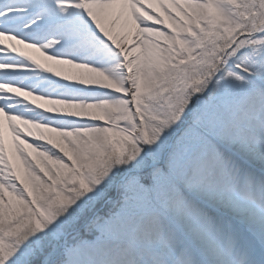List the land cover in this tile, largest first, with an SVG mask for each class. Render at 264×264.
Listing matches in <instances>:
<instances>
[{
	"label": "snow or ice",
	"instance_id": "snow-or-ice-1",
	"mask_svg": "<svg viewBox=\"0 0 264 264\" xmlns=\"http://www.w3.org/2000/svg\"><path fill=\"white\" fill-rule=\"evenodd\" d=\"M0 264H264V0H0Z\"/></svg>",
	"mask_w": 264,
	"mask_h": 264
},
{
	"label": "bare ground",
	"instance_id": "bare-ground-1",
	"mask_svg": "<svg viewBox=\"0 0 264 264\" xmlns=\"http://www.w3.org/2000/svg\"><path fill=\"white\" fill-rule=\"evenodd\" d=\"M38 55V54H37Z\"/></svg>",
	"mask_w": 264,
	"mask_h": 264
}]
</instances>
